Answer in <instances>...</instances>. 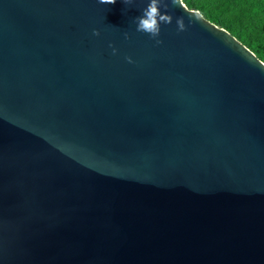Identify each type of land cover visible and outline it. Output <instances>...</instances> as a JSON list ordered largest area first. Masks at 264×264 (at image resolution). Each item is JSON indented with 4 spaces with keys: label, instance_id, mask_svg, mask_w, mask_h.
<instances>
[{
    "label": "water",
    "instance_id": "1",
    "mask_svg": "<svg viewBox=\"0 0 264 264\" xmlns=\"http://www.w3.org/2000/svg\"><path fill=\"white\" fill-rule=\"evenodd\" d=\"M148 2L0 0V264H264V63Z\"/></svg>",
    "mask_w": 264,
    "mask_h": 264
},
{
    "label": "trees",
    "instance_id": "2",
    "mask_svg": "<svg viewBox=\"0 0 264 264\" xmlns=\"http://www.w3.org/2000/svg\"><path fill=\"white\" fill-rule=\"evenodd\" d=\"M225 29L264 63V0H183Z\"/></svg>",
    "mask_w": 264,
    "mask_h": 264
},
{
    "label": "clouds",
    "instance_id": "3",
    "mask_svg": "<svg viewBox=\"0 0 264 264\" xmlns=\"http://www.w3.org/2000/svg\"><path fill=\"white\" fill-rule=\"evenodd\" d=\"M103 5H113L116 0H98ZM133 0H122L123 4H131ZM182 7L181 0H149L147 6L142 9V14L135 18L136 30L146 33L150 38L155 39L157 44L162 43L158 37L161 33V24H171L173 16L169 13V6ZM161 9H164L162 12ZM177 30L183 32L186 30V24L183 17L176 18ZM94 35H99L98 31H94ZM127 37V34H125ZM116 53V49L113 48V54ZM129 63H132L130 57L127 58Z\"/></svg>",
    "mask_w": 264,
    "mask_h": 264
},
{
    "label": "rangeland",
    "instance_id": "4",
    "mask_svg": "<svg viewBox=\"0 0 264 264\" xmlns=\"http://www.w3.org/2000/svg\"><path fill=\"white\" fill-rule=\"evenodd\" d=\"M183 1V0H182ZM187 7V6H186ZM189 9V8H188ZM191 10V9H190ZM197 11V10H194ZM199 12V11H198ZM200 13V12H199ZM215 25V24H214ZM218 27V26H217ZM220 28V27H219ZM228 32V31H227ZM239 41V40H238ZM241 43V42H240ZM246 47V46H245ZM247 48V47H246ZM253 53V52H252ZM254 54V53H253ZM255 55V54H254ZM256 56V55H255ZM261 61V60H260Z\"/></svg>",
    "mask_w": 264,
    "mask_h": 264
}]
</instances>
